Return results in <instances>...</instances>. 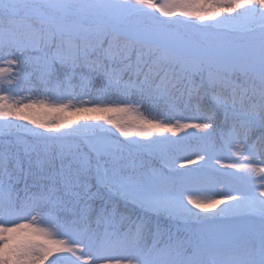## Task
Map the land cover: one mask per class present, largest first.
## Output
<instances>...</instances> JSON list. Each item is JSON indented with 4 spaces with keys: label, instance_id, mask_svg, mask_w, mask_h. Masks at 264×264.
<instances>
[{
    "label": "snow or ice",
    "instance_id": "1",
    "mask_svg": "<svg viewBox=\"0 0 264 264\" xmlns=\"http://www.w3.org/2000/svg\"><path fill=\"white\" fill-rule=\"evenodd\" d=\"M0 264H264V0H0Z\"/></svg>",
    "mask_w": 264,
    "mask_h": 264
},
{
    "label": "trees",
    "instance_id": "2",
    "mask_svg": "<svg viewBox=\"0 0 264 264\" xmlns=\"http://www.w3.org/2000/svg\"><path fill=\"white\" fill-rule=\"evenodd\" d=\"M23 95H28V93H23ZM32 95H33V97L35 98L38 94L33 93ZM141 111L144 112V115H148V116H155V115H158V113L155 112V111H153V112H148V111H145V110H143V109H142ZM219 186H220L219 184L216 185V187H215V190H216V191H219V189H218ZM221 186H223V185H221Z\"/></svg>",
    "mask_w": 264,
    "mask_h": 264
},
{
    "label": "rangeland",
    "instance_id": "3",
    "mask_svg": "<svg viewBox=\"0 0 264 264\" xmlns=\"http://www.w3.org/2000/svg\"><path fill=\"white\" fill-rule=\"evenodd\" d=\"M172 139H176V137H172ZM222 187H223V186L220 185V186L218 187V189L220 190ZM51 259H55V257H51L50 260H51Z\"/></svg>",
    "mask_w": 264,
    "mask_h": 264
}]
</instances>
